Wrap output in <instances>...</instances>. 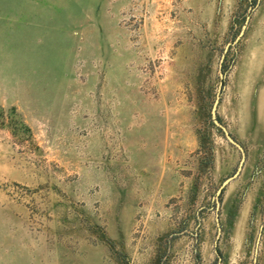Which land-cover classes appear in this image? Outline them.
<instances>
[{"label": "rangeland", "instance_id": "374dc122", "mask_svg": "<svg viewBox=\"0 0 264 264\" xmlns=\"http://www.w3.org/2000/svg\"><path fill=\"white\" fill-rule=\"evenodd\" d=\"M0 264H264V0H0Z\"/></svg>", "mask_w": 264, "mask_h": 264}, {"label": "water", "instance_id": "95a60500", "mask_svg": "<svg viewBox=\"0 0 264 264\" xmlns=\"http://www.w3.org/2000/svg\"><path fill=\"white\" fill-rule=\"evenodd\" d=\"M218 99H219V90L217 91V95L214 98L212 106H211V113L212 114L215 113V109H216V105H217ZM214 121H215L216 124H218L221 127V129L223 130V132H224L225 136L227 137V139L231 143L235 144L241 150V158L239 160V163L237 165L236 170L234 171V173H232L231 175H229L228 177H226L222 181V183L220 184V186L217 189V193H219L221 191L222 187L224 186V184L226 182H228L230 179H232L234 176H236L240 172V170L242 168V165H243V162H244L245 153H244V149H243L242 145L236 139L233 138V136L229 133L227 128L222 123H220L216 118H214ZM217 206H218V202H217Z\"/></svg>", "mask_w": 264, "mask_h": 264}]
</instances>
